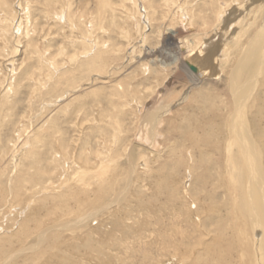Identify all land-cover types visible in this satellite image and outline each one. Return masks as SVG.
<instances>
[{
  "label": "rangeland",
  "instance_id": "374dc122",
  "mask_svg": "<svg viewBox=\"0 0 264 264\" xmlns=\"http://www.w3.org/2000/svg\"><path fill=\"white\" fill-rule=\"evenodd\" d=\"M263 2L0 0V264H156L151 254L164 243L194 248L188 261L167 254L157 264L208 261L217 223L203 201V84L190 90L183 69L164 70L146 53L160 58L170 31L188 36V20L197 49L186 57L199 66L218 49L217 64L246 46L240 37ZM185 89L197 98L190 107L180 103ZM163 99L172 108L155 139L161 151L143 155L146 167L130 178L126 160L139 128ZM79 188V204L59 201Z\"/></svg>",
  "mask_w": 264,
  "mask_h": 264
},
{
  "label": "bare ground",
  "instance_id": "6f19581e",
  "mask_svg": "<svg viewBox=\"0 0 264 264\" xmlns=\"http://www.w3.org/2000/svg\"><path fill=\"white\" fill-rule=\"evenodd\" d=\"M227 6L228 5L224 6V9L222 13L219 14V17L223 15L227 9H229ZM102 11L103 10H101V12ZM256 11L257 10H255L254 15L259 16L257 22L254 24V26L251 25L253 28L246 29L245 33H243V35L240 37V42L243 44L240 43L239 45L246 46L243 49L242 47L240 49L237 47L238 49L233 48L231 50L229 49L228 51L226 50L228 54L224 53L221 55V57L219 56L220 59L216 62L217 64H212L211 61L213 54L215 56V53H218V49L208 52L205 55L206 58L203 56V65L199 64L198 66L196 65L197 62L194 63L191 58L186 57V55H189L188 53L192 46V50H194V52H196L195 50L197 49V47H194L192 41L190 40V38L192 39L195 37L197 32L191 26V21L186 19V21L182 24L183 29L185 32H188L191 35L188 34L186 37L179 38L177 36V32L170 31V35H167L168 37L165 41V47H162L163 49L160 51L158 50V54H160L158 57L160 58L156 57L157 50L155 51L154 49L147 48V59L151 60V58H154L151 60L152 63H154L153 65H160L161 68L164 67V70L171 69L170 71L172 73H175L177 68L183 69L182 71H184V73H186V75L191 79V86L189 85L190 90H194L196 87H201V84H203V94H199V96L203 95L202 109L205 113L203 118L202 139L203 201L204 205L208 207L210 216L209 219L217 223V239H215V244H213L212 249L208 247L206 248L208 261H203V264H235V262L236 264H264V2L262 3L261 7L258 8V11ZM200 16H203V14ZM245 19H247L246 16ZM255 20L256 19H254V21ZM260 24L261 26L259 27ZM251 30H253V32L249 36ZM141 41L144 40L141 39ZM249 41L251 42L249 43ZM225 46L226 45L224 44V50L227 48H225ZM205 49L207 50V48ZM101 50L103 51V49ZM191 51L190 53H193V51ZM147 59L145 58V60ZM142 60L143 59L139 57V61ZM92 62L93 65L96 66L95 63H97V61L93 60ZM190 65L196 66L198 69L197 72L193 71ZM211 70L212 72L209 78L212 77L214 81H211L210 84H207V78L205 74L209 73ZM210 86L215 88V90L212 91L211 88H209ZM184 91L185 92L181 95L180 103L189 101L188 107H190L193 105V102L197 100V98L195 96L194 97L196 99L191 98L188 96L189 92H187L186 89ZM158 104V112L151 113L145 119V121L143 120L144 123L142 124L141 128H139L140 132L138 133L136 141L134 140V146L132 145L130 154L129 156L127 155L128 160L126 161L129 167L130 178L136 174L133 172L134 167L141 166L143 164L144 167H146V160L143 158V155L148 153L158 155L159 151H161L160 149L158 150L157 142L159 141L156 142L155 139L160 136V129L165 123L163 117L167 115V113L172 108V105L171 107H166L167 105H163L164 99L163 102L160 100ZM168 108L169 111L167 110ZM128 150L129 149H127V151ZM139 157H142L141 160L138 159ZM92 165H94V163H92ZM82 179H76L75 183H78V187L81 186L79 184L81 183ZM175 181L176 180L173 181L174 184L176 183ZM200 183L201 182H199V185ZM184 188L187 190L188 185H185ZM81 191L84 193V190L79 188L76 193H72L71 195L63 197L59 201L69 203L77 201L79 204L81 202V195L83 194ZM122 192L115 200H111L109 202L114 204L115 201L120 199L119 196L122 194ZM102 198L103 195H100L94 204ZM118 202L119 201H117V203ZM215 205H217L216 209H214ZM65 208H67V206L56 210L60 211L64 210ZM97 214H100V212ZM93 218V216L90 217V220ZM86 221L89 220L87 219ZM68 222H65L64 225L74 224V222L72 223L70 221V224ZM83 226L85 227L86 225L84 224L76 229H80ZM73 227L71 228L72 230L74 229ZM61 228L62 227L60 226L56 227L58 230ZM157 231L159 232V230ZM166 236L167 235H165V237ZM225 238H228L229 248L225 247L227 244L224 245ZM248 241H251L253 245ZM193 248L194 247L192 243L184 245H171L169 243H164L159 248L157 247L154 253H152L153 255L151 254V258L157 264V262H159L165 255L174 254L180 256L182 260L188 261L192 255ZM250 250H252L253 253H251ZM227 251L229 252L227 253ZM230 252L236 253L235 256L237 261L233 262L226 260V258L229 257ZM182 260H178L179 264ZM195 264H202V262H196Z\"/></svg>",
  "mask_w": 264,
  "mask_h": 264
},
{
  "label": "water",
  "instance_id": "95a60500",
  "mask_svg": "<svg viewBox=\"0 0 264 264\" xmlns=\"http://www.w3.org/2000/svg\"><path fill=\"white\" fill-rule=\"evenodd\" d=\"M190 67L192 68L193 71L197 72L198 69H197L196 66H194V65H190Z\"/></svg>",
  "mask_w": 264,
  "mask_h": 264
}]
</instances>
